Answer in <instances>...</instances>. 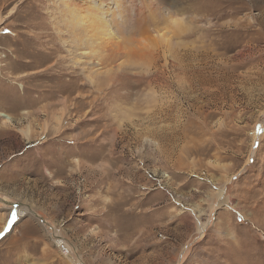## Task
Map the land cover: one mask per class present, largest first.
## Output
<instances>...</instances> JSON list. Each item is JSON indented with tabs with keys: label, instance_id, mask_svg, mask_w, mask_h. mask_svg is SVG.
Wrapping results in <instances>:
<instances>
[{
	"label": "rangeland",
	"instance_id": "1",
	"mask_svg": "<svg viewBox=\"0 0 264 264\" xmlns=\"http://www.w3.org/2000/svg\"><path fill=\"white\" fill-rule=\"evenodd\" d=\"M63 1L0 0V264H264V0H65L129 13L74 66Z\"/></svg>",
	"mask_w": 264,
	"mask_h": 264
},
{
	"label": "bare ground",
	"instance_id": "2",
	"mask_svg": "<svg viewBox=\"0 0 264 264\" xmlns=\"http://www.w3.org/2000/svg\"><path fill=\"white\" fill-rule=\"evenodd\" d=\"M112 1L116 7H119L121 10H124V11L127 10L125 2L129 1V3H131L130 0H112ZM63 2L65 5V9H64V11H62L61 14H64L66 17L69 16V19L68 18L66 19L65 16H62V17H63V22H65L64 26L67 28V31L71 32L72 37H71L70 42L72 44V47H74L75 50L84 51L83 55H80V54L74 55L73 54L74 57H72L71 61H70L73 66L80 64L81 63L80 59L83 58V56L84 57L86 56V58H87V57H90V56L97 54V53H95L96 50L94 51V49H97V41L95 40L97 38L95 37L96 35L93 34L94 33V31L92 29L93 23L96 24V30H97V31H95L96 33H100V34H103L106 36H111L112 38L115 39V41L111 42V46L109 49L111 56L113 54L114 55H119V54L122 55L123 50L132 49L131 47H128L126 44H123V40H122L123 39L122 38L123 32H121L120 30H114V28L118 29L121 26H124V24H126L128 22V18H129L128 12H126L125 14H122L118 17L115 16L114 12H112L110 14V18H106L105 17L106 13L101 11V9H103V4L101 5L100 3L94 4V2H86V3L84 2V3H77L76 6L73 5L72 7H70V5L67 3V1L64 0ZM139 3H140V5H136L135 11L133 12V19L140 23V25L138 26L139 32L141 29H144V31L147 32L146 31L147 29L143 23V20H145V17H146L145 16L146 13L144 12V8L147 9L148 2H145V0H140ZM60 4H62V3H60ZM62 6H63V4H62ZM107 7H109V6H107ZM110 8H112V6ZM184 9H186V8L185 7L178 8V15H182L185 12ZM169 12H170V14L172 13L171 10H169ZM151 14L150 15L146 14V15H148V17H146L147 21L149 23L153 21V24L157 25L159 23L158 21L161 20V18H158V16L162 15V14L157 13V12L155 13V15H153V14L151 15ZM166 16H167V18L165 17L163 19V21H165L167 23L170 18L168 16V14H166ZM174 19H177V18H172V20L170 21L171 23L173 22L172 24H174ZM168 24H169V22H168ZM132 28H134V27H132ZM124 39L126 41V38H124ZM100 41H103V38H101ZM98 49H100V47ZM99 51H101L103 54L105 51L107 52V50H105V48H103V47H102V50H99ZM96 52H98V50ZM98 54H99V52H98ZM75 56H77V57H75ZM88 61L89 60H87V62ZM106 65H108V64L106 63ZM94 66H97V67L101 66L100 61H99V63H96ZM114 67H115V65H112V67H109L107 69V71H105L106 75L110 74L113 71ZM94 69L93 68L91 69V71L89 72L90 74H88L87 77H89V78L92 77V74L95 72ZM1 115L5 119L10 118L9 115H7V114H1ZM221 193H222V190L220 189V194ZM15 211L17 212V214L19 216L24 214V211L22 209H15ZM204 226H205V222H200V221L198 222V227L200 228L199 230L203 229Z\"/></svg>",
	"mask_w": 264,
	"mask_h": 264
},
{
	"label": "snow or ice",
	"instance_id": "3",
	"mask_svg": "<svg viewBox=\"0 0 264 264\" xmlns=\"http://www.w3.org/2000/svg\"><path fill=\"white\" fill-rule=\"evenodd\" d=\"M6 33L8 32L6 31ZM8 211H9V218L5 228L2 231H0V238L4 237L8 232H10L12 230L13 225L16 224L17 220L19 219V216L14 209L10 208Z\"/></svg>",
	"mask_w": 264,
	"mask_h": 264
},
{
	"label": "built area",
	"instance_id": "4",
	"mask_svg": "<svg viewBox=\"0 0 264 264\" xmlns=\"http://www.w3.org/2000/svg\"><path fill=\"white\" fill-rule=\"evenodd\" d=\"M77 264H82V263H77Z\"/></svg>",
	"mask_w": 264,
	"mask_h": 264
}]
</instances>
